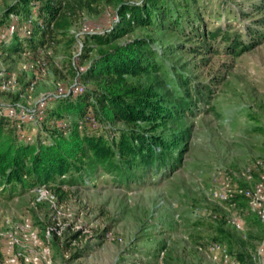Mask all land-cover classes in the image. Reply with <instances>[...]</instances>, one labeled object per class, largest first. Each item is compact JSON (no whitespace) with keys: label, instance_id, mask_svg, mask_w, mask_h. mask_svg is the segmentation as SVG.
<instances>
[{"label":"rangeland","instance_id":"1","mask_svg":"<svg viewBox=\"0 0 264 264\" xmlns=\"http://www.w3.org/2000/svg\"><path fill=\"white\" fill-rule=\"evenodd\" d=\"M41 1L60 8L72 3L76 16L41 51L0 54V78L15 79L14 89L0 90L1 106H29L59 87L93 89V81L80 77L97 54L86 32H108L120 21L121 2L143 0H99L82 8L78 0ZM166 1L167 13L157 9L149 25L117 39L151 38L156 54L155 66L136 79L159 97L154 116L104 131L144 135L138 161L124 173L96 170L83 184L64 186L62 199L46 187L0 192V263L7 232L18 240V259L29 255L31 245L19 231L28 220L51 264H216L212 243L224 245L239 264H258L252 255L264 226L249 202H221L214 192L223 177L232 189L253 190L264 181V0ZM21 2L0 0V34L14 20L7 10ZM27 6L19 15L21 37L28 15L29 30L43 28L48 18L31 1ZM235 214L243 218L242 230L229 222Z\"/></svg>","mask_w":264,"mask_h":264},{"label":"trees","instance_id":"2","mask_svg":"<svg viewBox=\"0 0 264 264\" xmlns=\"http://www.w3.org/2000/svg\"><path fill=\"white\" fill-rule=\"evenodd\" d=\"M21 1V8L10 7L7 15L27 13V4L31 1L47 13V21L43 28H32L22 37L15 32L7 44L0 45V54L39 52L54 43V31L68 29L73 23L70 16H76L77 8L72 3L60 8L46 2L43 5L41 0ZM98 1L78 0L76 3L82 8ZM165 5L166 0H143L138 5L121 2L118 8L120 21L113 29L103 33L86 32V41L97 47V54L80 77L85 82L93 81L95 87L60 96L52 101L54 106L49 108V103L46 108L48 119H61L67 115L68 129L45 127L43 139L37 135L31 142L16 132L7 117L0 116V192L13 196L46 187L52 188L62 199L67 195L62 189L64 186L83 184L96 170L124 173L130 170V164L138 161V153L144 149L147 140L138 131L116 130L107 137L101 129L86 124L78 129L77 123L82 121L89 108L95 111L100 123L108 126L115 122L132 124L139 119L145 122L154 116L159 97L151 85L136 80L155 66L152 40L137 37L117 42V39L136 27L149 25L152 17L158 15L157 9L162 14L167 13L169 7L164 9ZM84 49L91 50L89 44H85Z\"/></svg>","mask_w":264,"mask_h":264},{"label":"built area","instance_id":"3","mask_svg":"<svg viewBox=\"0 0 264 264\" xmlns=\"http://www.w3.org/2000/svg\"><path fill=\"white\" fill-rule=\"evenodd\" d=\"M14 20L10 22L6 27V32L0 34V42H7L10 36L15 32L20 30V25L18 23L20 16L18 14L13 15ZM31 23V16L24 22L23 28L24 33H29V26ZM91 32V31H88ZM43 50L42 48L38 51ZM81 73V72H80ZM15 88V79L12 75L9 77L0 78V90L10 91ZM83 85L76 86L72 91L64 92L63 88L59 87L56 93L48 94L46 96H41L34 104L26 106L20 103L14 105L1 106L0 105V116L7 117L13 124L16 132L24 137L27 141H33L34 136L38 133H44V128L48 129H68L67 118H50L46 116V108L48 104L54 99L60 96H66L69 94H77L84 90ZM83 124L89 125L91 128L101 129L105 131L108 125H103L98 121L95 111L89 108L87 114L84 116L82 121L78 122V129H81ZM44 135V134H43ZM44 143V141H42ZM224 182H226L221 189L214 192V196L221 202H235L236 197L243 198L249 205V209L254 213L259 219L260 223L264 226V181H261L254 187L253 190H247L245 188L235 187L230 188V183L226 177H223ZM264 180V178H262ZM230 224L236 230H242L243 228V218L239 214H235L230 219ZM21 237L24 241L30 243L29 255L20 261L14 252L18 240L14 233H6V244H5V259L1 261L0 264H51L50 251L48 249H39L37 235L32 231L31 225L28 220H26L20 227ZM209 252L211 254L212 260L216 264H239L235 258H233L228 251V249L221 243H212L209 247ZM252 261L258 264H264V238L260 241L257 246L255 254L252 255Z\"/></svg>","mask_w":264,"mask_h":264}]
</instances>
